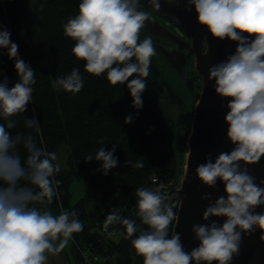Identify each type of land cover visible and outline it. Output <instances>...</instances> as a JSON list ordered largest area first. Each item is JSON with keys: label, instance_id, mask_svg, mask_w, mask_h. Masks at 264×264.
Returning a JSON list of instances; mask_svg holds the SVG:
<instances>
[{"label": "clouds", "instance_id": "obj_1", "mask_svg": "<svg viewBox=\"0 0 264 264\" xmlns=\"http://www.w3.org/2000/svg\"><path fill=\"white\" fill-rule=\"evenodd\" d=\"M166 2L179 7L182 0ZM148 4L161 10V0H148ZM140 5L141 0H81L78 13L64 24V35L75 41L72 53L85 62V72L94 76L106 73L113 86L126 84L137 110L143 107L142 93L156 55L151 37L140 39L151 19ZM183 6L186 12L194 7L197 24L212 38L236 44L233 54L208 68L207 76L214 81L215 93L227 100L226 136L234 147L214 160L208 156L195 169L196 178L208 188L221 182L224 195L213 198L211 192H205L201 196L208 201L201 217L207 223L192 225L199 244L190 252L185 251L179 232L169 235L178 219L174 209L179 201L166 203L171 197L158 188L135 190L133 215L139 224L113 208L103 229L109 236L122 230L125 239L135 237L131 244L143 264H231L244 236L259 229L264 240V211H256L264 206V180L257 183L247 167L264 157V0H183ZM18 48L11 33L0 30V49H7L18 77L11 87L7 77L0 80V264H47L49 254L63 251L84 225L75 210L62 208L59 215L47 210L61 183L54 179L61 171L57 153L38 147L31 132L13 136L9 131L17 126L15 117L28 111L36 83L35 70L20 58ZM52 87L79 93L84 87L80 69L56 77ZM132 122L131 115L125 117L126 124ZM23 125L40 132L35 115L25 116ZM21 147L26 152L23 158ZM115 152L114 145L111 150L100 147L95 157L88 155L84 160L101 162L97 170L108 175L119 163ZM132 166L143 168V160ZM213 217L225 219L220 223ZM113 225L119 229L110 232Z\"/></svg>", "mask_w": 264, "mask_h": 264}, {"label": "trees", "instance_id": "obj_2", "mask_svg": "<svg viewBox=\"0 0 264 264\" xmlns=\"http://www.w3.org/2000/svg\"><path fill=\"white\" fill-rule=\"evenodd\" d=\"M80 2L0 0V30L7 29L11 33V40L19 46L20 58L35 70L36 79L28 111L15 117L17 126L9 131L13 136L18 132H31L37 146L49 152L65 149L63 160L57 161L61 171L54 177L61 182L56 188L58 196L53 197L47 210L53 215H59L62 208L78 213L84 228L74 233L71 240L74 264H83L79 250L95 242L113 208L120 210L121 215L126 212L137 199L135 190L138 187L158 188L162 194L174 187L183 172L189 130L188 125L184 128L188 108L176 102L174 85L154 60L146 78L140 110L132 106L126 84L113 86L106 73L94 76L85 72V62L77 60L72 53L75 41L64 35V24L78 13ZM73 68L80 69L83 89L75 95L55 90L52 81L69 74ZM4 77L9 87L18 81L14 60L8 58L7 49H0V80ZM166 103L178 107V121L167 116ZM33 115L40 123L38 134L23 125L24 117ZM129 115L133 122L126 124L125 117ZM113 145L119 163L108 175L97 170L101 162L95 159L85 162L84 158L95 157L100 147L111 150ZM19 151L23 158L26 152L22 147ZM140 160H143V168L132 166ZM128 161L131 163L127 164ZM77 174L82 175L85 187L82 196L71 203L70 185ZM151 176L157 179L156 183L151 182ZM165 195L171 197L166 203L178 201L173 194ZM177 207L178 203L174 211ZM134 238L125 239L122 233L117 240L110 241L100 251V264H143V258L132 247L131 239ZM58 264H71L69 255Z\"/></svg>", "mask_w": 264, "mask_h": 264}, {"label": "water", "instance_id": "obj_3", "mask_svg": "<svg viewBox=\"0 0 264 264\" xmlns=\"http://www.w3.org/2000/svg\"><path fill=\"white\" fill-rule=\"evenodd\" d=\"M141 4L144 8L152 9L148 0H141ZM157 12L174 19L189 36L191 44H188L189 52L181 59L182 65L184 66L186 59L193 55L194 69L200 81L197 86L199 94L186 138L187 150L180 185L165 191V194H173L179 201L176 211L178 219L173 223L171 235L179 232L185 251L190 252L199 244L191 231L192 225L207 223L201 217L208 201L202 200L201 196L205 192H211L213 198L224 195V185L221 182L218 181L217 186L210 189L196 178L195 169L197 165L204 163L208 156L214 160L220 152H230L234 147L226 136L228 126L224 116L228 111L227 100L215 93L214 81L207 80L208 68L233 54L236 44L227 39L220 41L212 38L207 29H202L197 24L194 7L191 12L184 10L183 0L179 7L161 0V10ZM158 49L170 67L177 69L173 58L178 56V52L182 54L183 52L180 49L175 51ZM177 73L179 74L178 71ZM247 167L256 177L257 183L264 180V157L258 163ZM256 211H264V206L257 208ZM212 219L222 223L225 218ZM261 235V231L257 229L252 235L244 236L239 254L233 257L231 264H264V240L261 239Z\"/></svg>", "mask_w": 264, "mask_h": 264}, {"label": "flooded vegetation", "instance_id": "obj_4", "mask_svg": "<svg viewBox=\"0 0 264 264\" xmlns=\"http://www.w3.org/2000/svg\"><path fill=\"white\" fill-rule=\"evenodd\" d=\"M140 10L148 11L150 14L151 19L146 22L145 27L146 31L152 37L153 45L155 46V48H166L170 51L180 49L183 52V54L178 52V56L173 58V62L177 69H172L169 63H167V66L169 72L173 74L176 82V84H172L174 85L175 90L177 91V93H174L176 102L179 105L184 106L185 104L183 101V96L194 90V92L197 91L196 96H193L194 106L199 94L197 86L198 82H200L199 77L194 69V57L193 55L189 56L186 59L184 66L182 65L181 60L184 55L189 52L188 44H191L189 36L186 34L185 30L179 25V23H177L174 19L169 18L152 9H148L146 7L144 8L142 4L140 5ZM177 71L179 72V74L177 73ZM191 98L189 99L191 100Z\"/></svg>", "mask_w": 264, "mask_h": 264}, {"label": "rangeland", "instance_id": "obj_5", "mask_svg": "<svg viewBox=\"0 0 264 264\" xmlns=\"http://www.w3.org/2000/svg\"><path fill=\"white\" fill-rule=\"evenodd\" d=\"M147 37H151V35L146 31V27H144L141 30V32H140V39L143 40V39H145ZM151 39H152V37H151ZM155 49H156V55L152 57V60H154L160 66V68H161L162 72L164 73V75L166 76V78L169 79L172 84H176L173 74L171 72H169V69H168V66H167L168 62L162 56V54L160 53L159 49H157V48H155ZM196 93H197V91L194 92V90H192L190 93H187L186 95L183 96L184 104L188 108L187 115H186V111H185V117H184V120L188 124L185 123L186 126L184 128H187V125H188V127H190V120H191V115L193 113L194 106H193L191 112H190V110H191L192 103L194 102V100H193L194 97L193 96H196ZM189 98H191V100ZM166 114L171 119H174V120L178 121L179 120L178 118L180 116L179 115L180 114V110L178 109L177 106L171 105V104L168 105L166 103ZM188 115H190V116L188 117ZM57 156H58V161H60V163H61V161L63 160V158L65 156L64 147H62L58 151ZM181 176H182V173L179 176V178L176 181V183L174 184V187H179ZM84 187H85V180L83 179L81 174H77L75 176V178L73 179L71 185H70L71 203L76 202L82 196L83 191H84ZM71 245L72 244H71V240H70L68 246L63 251H61L59 254H57V255L49 254L48 262L49 263L55 262V263L58 264V263H61L63 261V258L65 257V255H69L70 260H71V264H74V258H73L72 253H71L72 252Z\"/></svg>", "mask_w": 264, "mask_h": 264}, {"label": "built area", "instance_id": "obj_6", "mask_svg": "<svg viewBox=\"0 0 264 264\" xmlns=\"http://www.w3.org/2000/svg\"><path fill=\"white\" fill-rule=\"evenodd\" d=\"M151 182L156 183L157 179L154 178V176H151ZM137 200V199H136ZM136 200L130 205V207L126 210L122 216L125 217H131L133 219H137L133 214L136 211ZM139 220L137 219V223ZM114 229H119L118 225L110 226L109 231H113ZM123 233L122 230L115 231V234L112 236H109L107 232L104 230L98 234V236L95 239V242L92 243L89 247L85 249L79 250L80 257L83 261V264H100V251L101 249L105 248V246L113 240H117L121 234ZM85 256H87V259H85Z\"/></svg>", "mask_w": 264, "mask_h": 264}]
</instances>
